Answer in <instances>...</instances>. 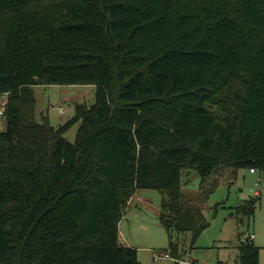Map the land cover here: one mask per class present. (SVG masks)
<instances>
[{
  "label": "trees",
  "instance_id": "16d2710c",
  "mask_svg": "<svg viewBox=\"0 0 264 264\" xmlns=\"http://www.w3.org/2000/svg\"><path fill=\"white\" fill-rule=\"evenodd\" d=\"M69 85L94 104L36 121L32 87ZM1 96L0 264H138L118 232L137 190L162 195L178 261L173 235L195 242L212 193L185 194L184 172L264 180V0H0ZM235 262L259 249L240 241Z\"/></svg>",
  "mask_w": 264,
  "mask_h": 264
},
{
  "label": "rangeland",
  "instance_id": "374dc122",
  "mask_svg": "<svg viewBox=\"0 0 264 264\" xmlns=\"http://www.w3.org/2000/svg\"><path fill=\"white\" fill-rule=\"evenodd\" d=\"M32 91L36 121L48 119L55 129L78 115V108L86 111L94 104L95 88L89 85L33 86ZM5 101L6 96H1L2 111ZM4 128L5 119L1 117L0 132ZM77 129L78 124L73 125L64 134L66 140L72 143ZM182 179L183 182L188 179L183 186L185 194L212 191L203 212L208 227L193 243L189 233L174 234L173 242L179 247L180 259L164 258L169 241L159 220L162 195L155 190H137L133 196L138 201L124 209L118 232L121 245L136 249L138 264H237V247L247 238L259 249V264H264V180L261 175L251 174L248 169L220 168L203 182L195 171L184 172ZM252 199L257 201L253 216H241L238 210L243 201ZM250 235L254 238L249 239ZM155 256L159 258L154 259Z\"/></svg>",
  "mask_w": 264,
  "mask_h": 264
},
{
  "label": "built area",
  "instance_id": "2783aa9c",
  "mask_svg": "<svg viewBox=\"0 0 264 264\" xmlns=\"http://www.w3.org/2000/svg\"><path fill=\"white\" fill-rule=\"evenodd\" d=\"M59 112L61 113V110H60ZM2 114H3V111L0 110V118L2 117ZM249 172H250L251 174H254L256 171H255L254 169H250ZM255 194L257 195V193H255ZM128 202H129V201H128ZM128 202H127V203H128ZM253 238H254L253 235H250V236H249V239H253ZM157 257H158V256H155L154 259H157ZM163 257H164V258H168L169 256H168V254H165V255H163ZM158 258H159V257H158Z\"/></svg>",
  "mask_w": 264,
  "mask_h": 264
},
{
  "label": "crops",
  "instance_id": "0c3cea01",
  "mask_svg": "<svg viewBox=\"0 0 264 264\" xmlns=\"http://www.w3.org/2000/svg\"><path fill=\"white\" fill-rule=\"evenodd\" d=\"M134 201H138V198H135L134 196L131 198V200L127 203L126 207L124 209H126L128 206H130L132 204V202ZM121 226V221H119V224H118V230Z\"/></svg>",
  "mask_w": 264,
  "mask_h": 264
}]
</instances>
